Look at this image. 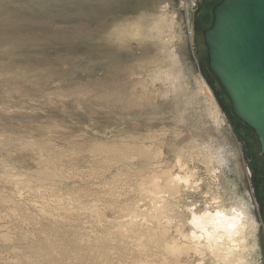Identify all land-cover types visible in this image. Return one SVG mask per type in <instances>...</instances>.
<instances>
[{
    "label": "rangeland",
    "instance_id": "1",
    "mask_svg": "<svg viewBox=\"0 0 264 264\" xmlns=\"http://www.w3.org/2000/svg\"><path fill=\"white\" fill-rule=\"evenodd\" d=\"M221 1L0 0V264H163L186 219L132 216L189 170L199 211L248 204L264 264V156L208 66Z\"/></svg>",
    "mask_w": 264,
    "mask_h": 264
},
{
    "label": "bare ground",
    "instance_id": "2",
    "mask_svg": "<svg viewBox=\"0 0 264 264\" xmlns=\"http://www.w3.org/2000/svg\"><path fill=\"white\" fill-rule=\"evenodd\" d=\"M161 76L163 77V74ZM161 76L160 78H162ZM167 77L169 76L167 75ZM170 90L172 92V89ZM175 93L177 92H174V95ZM208 111L210 110L208 109ZM138 152L141 153L139 150L135 149L134 155H138ZM158 154L161 155L162 153L158 152ZM144 155L146 154H141L140 156ZM182 158L181 156L179 157L178 164L176 165L181 171H183L186 167V172V170L188 171L189 168L187 167L188 165L186 166V164L183 163ZM212 159L214 160V158L207 160V156H205L204 160L207 164V162H212ZM211 170L214 172L217 169L211 168ZM189 172L191 171L189 170L185 173V175H181L179 173L174 174L173 171H168L169 174H167L165 177L161 178L160 176H155L154 180H152L148 186L143 188L145 195L147 196L146 199L142 201L143 203L145 202V204L140 205L141 203L138 202L137 209L135 210L136 207L134 208L135 211L133 214H137L138 216H132V218L143 217V224L144 222L148 221L147 219H149L150 225L152 226L154 225V222H156V225H158L156 226L157 229L152 228L150 230L153 232V236L156 238L161 236L168 237L170 233V229H168V227L166 228L167 223L169 224L170 218L169 216L165 215L166 212H168L166 211L164 213L165 209L168 210L170 207L169 209H172V212L174 210L176 211V213H174L175 217L180 216L181 218L183 217V219H186L187 226L190 228V231L186 232L181 230L180 227L177 228L176 233H179V239L183 241L179 243L178 241L172 242V240H170V242L166 244L164 248L166 251V261L163 264H185L187 260H190L193 258V256L194 258L198 259L200 264H251V257L259 250V245L257 242L259 229L258 223L253 215V211L250 209L248 204L243 203L244 201L240 202V204L236 205L231 210L226 209L225 207H219L214 211L206 210L204 212L199 211L193 204L189 205V202H186L190 196L184 192V189H190L193 184L192 182L194 181L192 179H195L193 173L190 174ZM192 188L193 187H191V189ZM191 202L194 203L193 201ZM233 204L235 205V203ZM179 207H183L182 209H184V212H181ZM148 208H151V214H148V210L146 211ZM172 228L176 229V226ZM7 234L8 232H6V234L0 235V240L4 242L10 241V234ZM144 249H147V247ZM170 254H172V258L169 256ZM141 264L147 263L144 262Z\"/></svg>",
    "mask_w": 264,
    "mask_h": 264
},
{
    "label": "water",
    "instance_id": "3",
    "mask_svg": "<svg viewBox=\"0 0 264 264\" xmlns=\"http://www.w3.org/2000/svg\"><path fill=\"white\" fill-rule=\"evenodd\" d=\"M203 35L210 72L264 156V0H222Z\"/></svg>",
    "mask_w": 264,
    "mask_h": 264
},
{
    "label": "snow or ice",
    "instance_id": "4",
    "mask_svg": "<svg viewBox=\"0 0 264 264\" xmlns=\"http://www.w3.org/2000/svg\"><path fill=\"white\" fill-rule=\"evenodd\" d=\"M219 215V214H218Z\"/></svg>",
    "mask_w": 264,
    "mask_h": 264
}]
</instances>
